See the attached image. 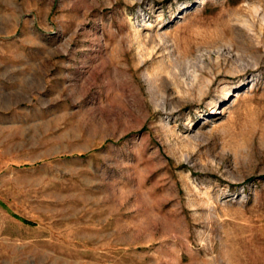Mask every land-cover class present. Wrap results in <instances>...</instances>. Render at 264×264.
<instances>
[{"label":"rangeland","instance_id":"rangeland-1","mask_svg":"<svg viewBox=\"0 0 264 264\" xmlns=\"http://www.w3.org/2000/svg\"><path fill=\"white\" fill-rule=\"evenodd\" d=\"M0 264H264V0H0Z\"/></svg>","mask_w":264,"mask_h":264}]
</instances>
